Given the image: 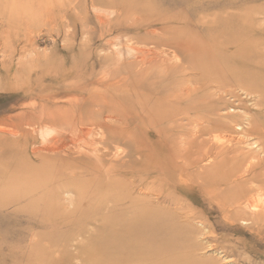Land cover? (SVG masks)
Instances as JSON below:
<instances>
[{
	"label": "rangeland",
	"instance_id": "1",
	"mask_svg": "<svg viewBox=\"0 0 264 264\" xmlns=\"http://www.w3.org/2000/svg\"><path fill=\"white\" fill-rule=\"evenodd\" d=\"M263 192L264 0H0V264H264Z\"/></svg>",
	"mask_w": 264,
	"mask_h": 264
},
{
	"label": "bare ground",
	"instance_id": "2",
	"mask_svg": "<svg viewBox=\"0 0 264 264\" xmlns=\"http://www.w3.org/2000/svg\"><path fill=\"white\" fill-rule=\"evenodd\" d=\"M103 17H104V16H103ZM99 18H100V17H99ZM116 42H117V41H116ZM115 46H116V45H115ZM135 47H136V46H135ZM117 48H118V47H117ZM117 48H116L115 50H117ZM119 48H120V47H119ZM119 48H118V50H119ZM127 48H128V47H127ZM127 48H125V50H124V49L122 50V51H123V54L127 53V51L129 52V48H128V49H127ZM145 48H146V47H145ZM112 49H113V48H112ZM138 49H139V47H138ZM138 49H137V50H138ZM146 49H147V48H146ZM146 49H145V50H146ZM130 50H131V49H130ZM135 50H136V49H135ZM135 50H134V51H135ZM113 51H114V50H113ZM122 51H119V53H120V52L122 53ZM131 51H132V50H131ZM131 51H130V52H131ZM142 51H143V50H142ZM154 51H155V50H154ZM114 52H115V51H114ZM117 52H118V51H117ZM130 52H129V53H130ZM136 52H137V51H136ZM152 52H153V51H152ZM156 52H157V51H156ZM172 52H173V51H172ZM119 53H118V54H119ZM160 53H161V52H160ZM127 54H128V53H127ZM135 54H136V53H135ZM138 54H140V53L138 52ZM138 54H137V55H138ZM116 55H117V54H116ZM119 55H121V54H119ZM125 55H126V54H125ZM125 55H124V56H125ZM141 55H142V54H141ZM162 55H163V54H162ZM117 56H118V55H117ZM121 56H122V55H121ZM133 56H134V55H133ZM158 56H159V54H158ZM119 57H120V56H119ZM122 57H123V56H122ZM125 57H126V56H125ZM149 57H150V56H149ZM149 57H147V58L149 59ZM156 57H157V56H156ZM129 58H130V56H129ZM145 58H146V57H145ZM143 61H145V60H143ZM115 63H117V62H115ZM81 104H82L81 100H78V99L69 100V101L67 102V105L70 106V107L75 108V111H79V110H81ZM41 108H42V107H41ZM41 108H40V109H41ZM40 109H39V110H40ZM41 110H42V109H41ZM34 113H35V112H34ZM39 113H40V112H38V114H39ZM41 114H42V113H41ZM77 115H78V113H77ZM41 116H42V115H41ZM58 117L61 118L64 122L67 121V120H69V115H67L66 113H60V114L58 115ZM104 117H105V116H104ZM41 120H42V117H41ZM251 120H252V119H251ZM251 120H250V122H252ZM253 121H254V120H253ZM38 122H39V121H38ZM70 122H71V121H70ZM70 122H69V123H70ZM39 123H41V121H40ZM77 123H78V122H77ZM236 123H237V122H236ZM238 123H239V122H238ZM43 124H44V123H43ZM73 124H74V123H73ZM248 124H249V121H248ZM81 125H82V124H81ZM250 125H252V124H250ZM250 125H249V126H250ZM41 126H42V125H41ZM72 126L74 127L75 125H72ZM76 126H77V125H76ZM92 126H93V125H92ZM92 126H90V127H92ZM64 127H65V126H64ZM73 127H72V129H74ZM93 127H94V126H93ZM93 127H92V128H93ZM32 128H33V127H32ZM92 128H91V129L89 128V129L92 131ZM97 128H98V127H97ZM236 128H237V127H236ZM248 128H251V127H248ZM1 129H2V128H1ZM3 129H4V128H3ZM63 129H65V128H63ZM239 129H240V128H239ZM244 129L246 130V127H245ZM9 130H10V129H9ZM31 130H32V129H31ZM56 130L58 131L57 134L60 136L61 134L59 133V130H58V129H56ZM233 130H235V129H233ZM12 131H13V130H12ZM14 131H15V130H14ZM37 131H38V129H37ZM57 131H56V132H57ZM67 131H68V130H67ZM74 131H77V130H74ZM74 131H73V132H74ZM93 131H94V129H93ZM240 131H242V128L240 129ZM8 132H10V131H8ZM53 132H55V129H53V127L48 126V125H47V126L45 125V126H43L42 128H41V127L39 128V135H40V137L45 138V140L48 141V142H50V143H52V142L49 141V140H47V138L50 137L49 135H51V137H52ZM60 132H61V131H60ZM73 132H72V133H73ZM100 132H101V131H100ZM253 132H255V131H253ZM258 132H259V131H258ZM11 133H12V132H11ZM90 133H93V132H90L88 129L86 130L84 127H79V126H78V132H77L76 134L73 133L74 135H72L71 137H70V134L68 135V136H69V138H68V139H69V142L71 141L70 144H72V142L74 141V143H73L74 145H75V143H77L75 140H79V139H80V140L83 142V141H84L83 138L81 139L80 137H84V136H86V135L89 136ZM13 134H17V131H16V133H13ZM57 134H56V135H57ZM98 134H99V133H98ZM100 134H101V133H100ZM243 134H247V133L245 132V133H243ZM54 135H55V134H54ZM54 135H53V136H54ZM56 135H55V136H56ZM58 135H57V136H58ZM237 135H238V134H237ZM248 135H249V134H248ZM248 135H247V136H248ZM55 136H54V139H53L54 142L56 141V140H55V138H56ZM59 136H58V137H59ZM90 136H91V135H90ZM99 136H100V135H99ZM238 136H239V135H238ZM238 136H237V139H238ZM240 136H241V135H240ZM242 136H243V135H242ZM242 136H241V137H242ZM38 137H39V136H38ZM46 137H47V138H46ZM97 137H98V136H97ZM103 137H104V136H103ZM215 137H216V136H215ZM215 137H214V140H215ZM241 137H239V138L241 139ZM256 137H257V136H256ZM260 137H261V136H260ZM72 138H75V139H72ZM88 138H89V137H88ZM228 138H231V137H228ZM48 139H49V138H48ZM50 139H51V138H50ZM56 139H57V138H56ZM68 139H67V140H68ZM89 139H90V138H89ZM92 139H93V138H92ZM92 139H91V140H92ZM97 139H98V138H97ZM216 139H217V138H216ZM220 139H222V138H220ZM224 139H225V137H224ZM244 139H245V137H244ZM244 139H243V140H244ZM257 139H258V138H257ZM261 139H262V137H261ZM42 140L44 141V139H42ZM58 140H59V139H58ZM58 140H57V142L59 143L61 139H60L59 141H58ZM63 140H65V139H62V141H63ZM67 140H66V141H67ZM91 140H90V141H91ZM100 140H101V139H100ZM253 140H254V139H253ZM253 140H252V141H253ZM92 141H93V140H92ZM101 141H102V140H101ZM234 141H236V140L234 139ZM241 141H242V139L240 140V142H241ZM54 142H53V143H54ZM63 142H65V141H63ZM63 142H62V145L65 144V143H63ZM228 142L230 143V139H228ZM240 142H238V140H237V143H240ZM44 143H45V142H44ZM86 143H88V145L92 146V142H91V144H90L89 141H88V142L85 141V143L83 142L82 145L85 144V147H86V146H87ZM94 143H96V142H94ZM100 143H102V142H100ZM226 143H227V142H226ZM229 143H228V144H229ZM234 143H235V142H234ZM41 144H42V142H41ZM48 144H49V143H48ZM48 144H47V145H48ZM96 144H97V143H96ZM248 144H249V143H248ZM250 144H253V143H250ZM250 144H249V145H250ZM45 145H46V144H45ZM47 145H46L45 147H47ZM60 145H61V144H60ZM62 145H61V146H62ZM68 145H69V144H68ZM93 145H94V144H93ZM99 145H100V144H99ZM244 145H245V147L248 146L247 144H244ZM38 146H39V145H38ZM48 146H49V145H48ZM50 146H52V147H51V148H46V149H48L49 151H54V150L60 148V147L58 148L57 145H56L55 143H54L53 145L50 144ZM50 146H49V147H50ZM96 146H97V145H96ZM96 146H95V149H96L97 147H99V146H97V147H96ZM101 146H102V145H101ZM221 146H222V145H221ZM227 146H228V145H227ZM253 146H254V144H253ZM255 146H256V145H255ZM258 146H259V145H258ZM43 147H44V146H43ZM66 147H67V144H66V146H65L64 148L66 149ZM73 147H74V146H73ZM83 147H84V146H83ZM114 147H115V145H114ZM248 147H250V146H248ZM248 147H246V148H248ZM53 148H54V149H53ZM76 148H77V147L75 146L73 149L76 150ZM86 148H87V147H86ZM103 148H104V150L101 151V152L97 150L98 148L96 149L97 152H96L95 149L93 148L94 151L96 152L95 154H92L93 157H94V159H96V160H98V161H102V162H103V160H106V158H107V156L109 155V153L106 152L105 150H109V149H105V146H104ZM106 148H107V147H106ZM117 148H119V147L117 146L116 149H117ZM60 149H63V146H62V148H60ZM79 149H80V147H79ZM83 149H84V148H83ZM90 149H91V148H90ZM121 149H122V148H121ZM242 149H243V147H242ZM30 150H31V149H30ZM69 150H70V149H69ZM84 150H85V149H84ZM86 150H87V149H86ZM86 150H85V151H86ZM77 151H78V148H77ZM94 151H92V152H94ZM115 151H116V150H114L113 152H115ZM119 151H120V150H119ZM122 151H123V150H122ZM246 151H247V149H246ZM251 151H252V148H251ZM33 152H34V150H33ZM80 152H83V151L81 150ZM80 152H77V153H80ZM113 152H112V153H113ZM237 152H238V151H237ZM237 152H236V153H237ZM88 153H89V152H88ZM90 153H91V150H90ZM122 153H125V152H122ZM236 153H235L234 156L237 155ZM247 153H248V152H247ZM247 153H246V154H247ZM81 154H82V153H81ZM84 154H85V152H84ZM84 154H83V155H84ZM114 154H115V153H114ZM255 154L258 155V152H256ZM87 155H88V156H91V154H87ZM115 155H116V157H117V154H115ZM251 155H252V154H251ZM257 155H256V156H257ZM260 155H261V154H260ZM126 156H129L128 159H125V158H124L125 160H121L120 158H117L118 160L116 159L117 162H120V166H119V168H118L117 170L112 169V170H111V173H109L108 175H106V176L103 177L104 180L106 179V180H108V181H111L113 177L124 176V175H127V174H130L131 177H136V175H138V174L136 173L137 170H133V169H131V166L134 165V166H137V167H138V165L141 164V159L139 158V156H138V157H133V156H130L128 153H125V154H124V157H126ZM216 156H217V155H216ZM219 156H220V158H221V155H220V154H219ZM256 156H255V157H256ZM258 156H259V155H258ZM78 157H79V156H78ZM93 157H92V158H93ZM207 158H208V157H207ZM260 158H261V156H260ZM78 159H79V158H78ZM204 160H205V159L202 158V159H200V160L197 161V162H201V161H204ZM207 160H208V159H207ZM209 160H210V159H209ZM215 160H216V157H215ZM253 160H254V159H253ZM258 160H259V159H258ZM212 161H214V159H213ZM212 161H211V162H212ZM239 161H240V159H239ZM239 161H238V162H235V163L237 164V163H239ZM260 161H261V160H260ZM145 162H146V161H145ZM214 162H215V161H214ZM216 162H217V160H216ZM245 162L247 163V161H245ZM249 162H250V160H249ZM251 162H252V161H251ZM254 162H255V161H254ZM146 163H147V162H146ZM207 163H209V162H207ZM256 163H257V162H256ZM102 164H103V163H102ZM117 164H118V163H117ZM231 164H232V167H233V163H232V162H231ZM253 164H254V163H253ZM259 164H260V163H259ZM197 165H198V164H197ZM200 165H201V164H200ZM203 165H204V164H203ZM228 165H229V164H228ZM140 166H141V165H140ZM140 166H139V167H140ZM184 166H185V165H184ZM234 166H235V165H234ZM240 166H241V165H240ZM247 166H249V164H248ZM251 166H252V165H251ZM256 166H257V165H256ZM228 167H229V166H228ZM241 167H243V166H241ZM245 167H246V165L244 166V169H245ZM198 168H199V167H198ZM246 168H247V167H246ZM252 168H253V167H252ZM252 168H251V169H252ZM87 169H90V168H87ZM199 169H200V168H199ZM231 169H232V168H231ZM235 169H236V168H235ZM240 169H241V168H239V170H240ZM183 170H185V169H183ZM193 170H195V169H193ZM237 170H238V169H237ZM239 170H238V173H239ZM241 170H242L241 172H243V168H242ZM245 170H247V169H245ZM245 170H244V172H245ZM255 170H256V169H255ZM151 171L153 172V173H152L153 176H155L156 179H157V178H158V175L160 174L159 169H158L157 172H155V170H153V169H152ZM151 171H147V172L143 173V175H144V176L153 177V176H151V174H147L148 172H151ZM158 173H159V174H158ZM249 173L251 174L252 172H249ZM191 175H192V172H191ZM191 175H190V176H191ZM242 175H244V174H242ZM188 176H189V175H188ZM190 176H189V177H190ZM237 176H238V175H237ZM239 176H240V174H239ZM249 177H250V176H249ZM181 178H182V177H181ZM187 179H189V178H187ZM232 179H234V178H232ZM158 181H159V180H158ZM186 181H187V180H186ZM106 182H107V181H106ZM110 183H111V182H110ZM137 183H138V182H137ZM224 186H225V185H224ZM142 187H143V186H142L141 184H140V186L137 187V185H135L134 182H132V185H131L130 189H129V187H128V189H127L126 191L123 192V198L129 196L131 190H132L133 192H135V189H136V188L139 190V193H142ZM222 187H223V186H222ZM253 188H254V187H252V190H253ZM165 189H166V188H165ZM255 189H257V188H255ZM255 191H256V190H255ZM261 191H263V190H261ZM261 191H260V192H261ZM263 193H264V192H263ZM256 195H257V197H258V196H261L262 193H259V195H258V194H256ZM245 196H246V195H245ZM251 196L254 197L255 195L253 196V193H252ZM251 196H250V197H251ZM247 197H248V196H247ZM260 199H261V198H260ZM263 199H264V198H263ZM138 200H140V199H138ZM254 200H255V198H254ZM263 201H264V200H263ZM235 204H237V203H235ZM241 204H242V203H241ZM256 204L258 205V203H256ZM256 204H255V205H256ZM243 206H244L243 209H244V210H247L248 213H249L251 216H254V214H255V215H256V214L258 215L259 212H255V211H257L258 206H257V208H256V210H255V206H254V204H253L252 199H246V201L243 200ZM263 206H264V205H263ZM263 208H264V207H263ZM239 209H240V208H239ZM241 209H242V208H241ZM258 209H260V208H258ZM228 210H229V209H228ZM260 210L262 211V209H260ZM260 210H259V211H260ZM263 210H264V209H263ZM228 213H229V212H228ZM260 213H263V211L260 212ZM224 214H225V213H224ZM263 214H264V213H263ZM227 215H228V214H227ZM226 217H227V216H226ZM262 220H263V219H262ZM140 223H142L143 226H140L139 228H134V229H132L133 232H134V231H137L138 234H136V236L142 235V233H144L146 230H149V229H150V226L152 225V224L149 225L146 221H141ZM127 228H128V227H127ZM133 235H135V234H133ZM129 239L131 240V243H132L133 239H131V238H129ZM125 247H127L128 249H130V247L127 245V242H126V241H124V243L120 246V249H119L117 252H112V253H113V256H116V255H117L119 252H121V251L123 252V250H124ZM134 247H135V246H134ZM134 247H133V248H134ZM139 248H140V247H139ZM139 250H140V249H139ZM139 250H137V251H139Z\"/></svg>",
	"mask_w": 264,
	"mask_h": 264
}]
</instances>
